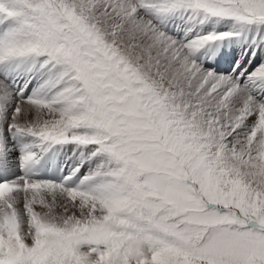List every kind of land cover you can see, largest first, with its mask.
<instances>
[{
    "label": "snow or ice",
    "instance_id": "1",
    "mask_svg": "<svg viewBox=\"0 0 264 264\" xmlns=\"http://www.w3.org/2000/svg\"><path fill=\"white\" fill-rule=\"evenodd\" d=\"M0 264H264V0H0Z\"/></svg>",
    "mask_w": 264,
    "mask_h": 264
}]
</instances>
